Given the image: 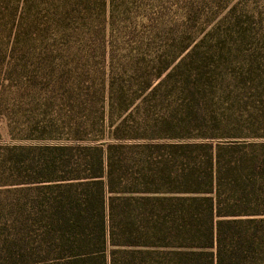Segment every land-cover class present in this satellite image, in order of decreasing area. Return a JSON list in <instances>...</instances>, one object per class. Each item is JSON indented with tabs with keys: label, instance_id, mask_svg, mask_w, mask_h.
I'll use <instances>...</instances> for the list:
<instances>
[{
	"label": "trees",
	"instance_id": "16d2710c",
	"mask_svg": "<svg viewBox=\"0 0 264 264\" xmlns=\"http://www.w3.org/2000/svg\"><path fill=\"white\" fill-rule=\"evenodd\" d=\"M250 2L0 0V264H264Z\"/></svg>",
	"mask_w": 264,
	"mask_h": 264
},
{
	"label": "rangeland",
	"instance_id": "374dc122",
	"mask_svg": "<svg viewBox=\"0 0 264 264\" xmlns=\"http://www.w3.org/2000/svg\"><path fill=\"white\" fill-rule=\"evenodd\" d=\"M240 0H223V6H234L235 4H237ZM252 4H249L248 6L250 7H255V6H264V4H262V2H257L258 0H250ZM221 6V5H220ZM240 6H243V3L240 4ZM4 131H2L3 133ZM4 134V133H3ZM12 142L14 143H22V144H30V143H36V142H42V143H54L53 141H49V140H46V141H37L36 139L34 138H29V137H26V136H23L21 133H17V135H14L13 138H12Z\"/></svg>",
	"mask_w": 264,
	"mask_h": 264
}]
</instances>
